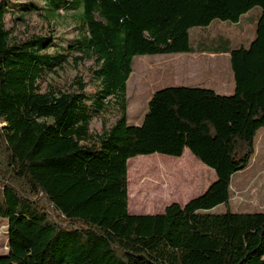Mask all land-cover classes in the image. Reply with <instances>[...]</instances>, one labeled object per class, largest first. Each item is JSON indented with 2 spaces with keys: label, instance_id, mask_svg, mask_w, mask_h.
<instances>
[{
  "label": "trees",
  "instance_id": "obj_1",
  "mask_svg": "<svg viewBox=\"0 0 264 264\" xmlns=\"http://www.w3.org/2000/svg\"><path fill=\"white\" fill-rule=\"evenodd\" d=\"M255 7L247 48L222 37L219 47L191 45L192 29L236 23ZM70 12L74 35L62 44L26 21ZM183 53H229L233 93L165 87L150 96L142 123L129 125L134 58ZM85 58L94 63L90 84L75 78L73 90L42 89L47 74ZM111 99L118 117L93 135ZM261 128L264 0H0V219L8 239L0 264H264V212L228 209L232 177L249 167ZM185 149L215 181L183 206L129 214L128 196L138 206L169 202L154 174L192 168L154 154L179 158ZM220 205L226 210L213 212Z\"/></svg>",
  "mask_w": 264,
  "mask_h": 264
},
{
  "label": "rangeland",
  "instance_id": "obj_2",
  "mask_svg": "<svg viewBox=\"0 0 264 264\" xmlns=\"http://www.w3.org/2000/svg\"><path fill=\"white\" fill-rule=\"evenodd\" d=\"M41 5L42 1L39 2ZM260 8L255 7L250 12V22L246 23L244 32L238 30L233 32V26L219 20L213 21L206 28H195L189 32L190 43L194 47L200 36L208 34V36L220 35L222 38H230L235 42V36L240 38L242 35L243 40L241 45L235 46L231 43V48L245 47L247 48L255 36V26L260 15ZM62 15V14H61ZM75 18L74 12L62 15L61 18H57L54 22H46L42 16L29 15L26 21L29 24V30L31 32H37L42 28L47 33L53 35L57 44L64 43V39H71L74 35V24L72 19ZM227 27H231L230 29ZM26 30L20 23L16 24L17 37L24 36ZM232 36V37H230ZM62 40V41H61ZM216 42V41H214ZM203 45H210V39L202 41ZM215 45H218L217 43ZM198 54V53H196ZM160 61L154 65L153 69L149 70L148 74H138L142 61ZM179 64L173 67L170 71H165V79L162 80L161 72L167 67L173 66L174 63ZM185 62V64H183ZM94 63L90 58H85L79 63H75L72 59L68 60L62 68L57 69L55 73H49L42 81L41 87L43 90H47L49 87H55L63 92L73 90V81L75 78H81L84 83L90 84V70L93 68ZM133 73L130 74L128 81L126 82V95H127V122L129 125H140L143 120V116L147 110V98L150 96L152 90L157 91L159 89L171 86H189V87H203L212 89L221 95H230L234 90L233 76L230 69L229 58L224 56L215 57L209 54L196 56V55H157V56H141L136 57L132 64ZM139 76V77H138ZM139 78V79H138ZM152 83V84H151ZM118 117L117 107L114 105V100L111 99L104 110V112L96 117L92 124L91 129L93 135L100 132L101 127H109ZM150 158L154 156L150 155ZM160 157L162 156H155ZM133 159V158H132ZM157 159V158H153ZM131 160V159H129ZM128 160V161H129ZM134 160V159H133ZM132 161V160H131ZM164 163L168 166H175L180 160H166ZM172 162V163H171ZM185 165L192 168L187 172H176L174 167L167 171H160L154 174L153 183L160 191V198H170L169 202L153 204L149 201L141 203V213L150 212L157 213L155 207L168 206L175 203L176 198H180L185 201L192 192L189 185L190 175L196 174L203 178V186L206 181L211 182L213 172L211 169L207 170L198 169L189 161L184 160ZM183 186L179 193L178 185ZM196 187V186H195ZM194 187V188H195ZM146 193V192H144ZM147 194V193H146ZM180 194V195H179ZM197 196V195H195ZM132 202L129 200L128 204ZM228 209L232 212H264V128H261L257 134L255 154L251 160L249 167L242 172L236 173L232 177L231 181V198L229 201ZM226 210L225 206L220 205L216 207L213 212L221 213ZM129 214L133 215L128 207ZM8 239H7V221L0 219V256L7 253Z\"/></svg>",
  "mask_w": 264,
  "mask_h": 264
},
{
  "label": "crops",
  "instance_id": "obj_3",
  "mask_svg": "<svg viewBox=\"0 0 264 264\" xmlns=\"http://www.w3.org/2000/svg\"><path fill=\"white\" fill-rule=\"evenodd\" d=\"M251 20V16L249 15V12L245 15H243L238 22L236 23H228L229 25L227 26H233V32L235 31H239V32H244L245 28H246V23L247 22H250ZM227 23V22H225ZM227 28H231V27H227ZM246 31V30H245ZM232 37V36H230ZM207 39H210V42L212 43L213 41H216V43L218 44L217 47H219V45L221 44V36L220 35H215V36H208V34L204 35V36H200L199 39L197 40L196 44L195 45H198L200 42L204 41V40H207ZM244 38H242V35H240V38H237L235 36V42H233L232 39L229 38L230 42L235 45V46H239L241 45L242 41H247V40H243ZM224 51H227V50H224ZM206 54H209L211 56H217V57H220V56H224L226 58H229V53H206ZM175 55H180L181 57H183V55H205V53H194V54H188V53H183V54H175ZM157 56V55H155ZM160 61H142V66L140 65V68L138 70V74L142 75V77L144 78V73H147L149 72V70L153 69L154 65H156V63H158ZM180 64V63H179ZM176 63L173 64V66L171 67H167L166 69H164V71L161 72V78L162 80H167L165 79V71H170L173 69L174 66L176 65H179ZM185 64V62L183 63ZM133 73V71H132ZM139 77V76H138ZM139 79V78H138ZM152 84V83H151ZM154 92V90H152L150 96L152 95V93ZM150 96L147 98V102L150 98ZM155 156H162V155H158V154H154ZM162 158L166 159V160H181V159H184V160H187L189 161L190 163H192L194 166H196L199 170L200 169H203V170H207L206 166L203 165L199 160H197L191 153L188 149H185L182 156L179 157V158H174V157H168V156H162ZM214 174V176L212 175V178H211V182L209 183L208 181L205 182L204 186H203V178H201L199 175L197 176L196 174H192L190 175V181H189V185L191 186L190 188L192 189V192L190 193V196L185 200V201H181L180 198H176L175 200V203L183 206L186 202H188L190 199L192 198H195L197 197L198 195H200L201 193H203L208 187L209 185L215 181L216 179V176H215V173L213 170H211ZM183 186V183H181V185H178V189H179V193L181 192V188ZM196 186V187H195ZM195 187V188H194ZM180 195V194H179ZM197 195V196H195ZM149 201V200H148ZM165 205V204H164ZM162 206V207H155L156 209H154L155 211H157V213H150V212H145V213H141V210H140V207L138 206V204L132 202L130 205L128 204V207L130 209V211L133 213V215H146V214H161L164 212V209L167 207V206Z\"/></svg>",
  "mask_w": 264,
  "mask_h": 264
}]
</instances>
